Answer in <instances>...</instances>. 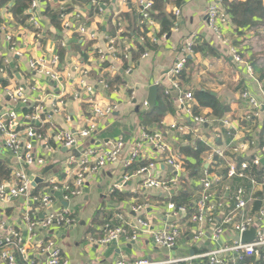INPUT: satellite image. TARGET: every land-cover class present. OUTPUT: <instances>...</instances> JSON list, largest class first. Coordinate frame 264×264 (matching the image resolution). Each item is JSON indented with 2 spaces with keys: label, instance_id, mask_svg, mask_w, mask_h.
I'll use <instances>...</instances> for the list:
<instances>
[{
  "label": "crops",
  "instance_id": "crops-1",
  "mask_svg": "<svg viewBox=\"0 0 264 264\" xmlns=\"http://www.w3.org/2000/svg\"><path fill=\"white\" fill-rule=\"evenodd\" d=\"M139 1L105 0L101 4L92 3L86 10L75 8L73 12L66 14L72 24L70 31L67 32L61 30L63 16L62 21L59 20L60 27L51 20V14L66 8V2L56 4V0H39L36 11L29 9L26 12L28 20L25 23L15 18L14 3L6 4L7 9L6 5H0V108L12 107L6 96V89H24L31 106L19 109V117L25 121L37 108H42L40 132L55 147L56 134L67 130L77 132L87 126L88 121L94 117L91 102L96 101L102 106L116 105V110L110 116L97 122L98 131L89 143L93 148L106 149L115 141L123 140L125 150L120 161L88 175L81 195L70 202L63 201L61 191L52 190L54 199L56 198L53 210L69 209L71 216L76 220L70 227L55 228L51 231L64 257L71 264H110L122 259L132 261L138 258L162 261L169 258L198 256L209 253L219 244L231 246L237 238L235 234L229 232L223 243L217 244L211 235L207 234L204 239L192 246L190 238L194 225L180 214L176 218L167 217V205L170 203L177 206L191 205L198 195L200 181L206 175L213 179L227 174L226 169L232 160L234 149L249 144L252 138L260 143L264 130V78L249 61L251 51L243 47L247 46L246 41L253 33L240 35L232 25L222 27L221 34L227 40L225 45L209 29L207 23L208 7L218 0H184L180 6L177 0H168L165 7L168 14L175 15V11H180V15L175 16L176 25L172 32L168 36L157 37L161 32V26L154 23L150 33L158 40L157 42L151 40L148 33L147 41L153 45L148 49L149 56L145 59L140 57L134 62L130 74H126L123 62H116L118 71L115 72L111 69L113 65L98 62L94 53L95 46L105 48L111 38H116L119 46L132 43V40L125 36L129 31L130 20L125 18V21L123 18H130V15L136 12L140 13ZM92 8L96 9L94 14L90 13ZM47 11H50V16L47 15ZM80 11L83 13L81 14L84 21L88 23L87 26L97 34L96 41L82 37L77 32V23H72L75 14ZM118 22L125 30L120 40ZM9 35L13 37L10 44L7 41ZM191 36H196L198 51L187 57L185 75L188 82L184 83L185 91L182 89L181 91L193 93L194 111H198L196 115H201L208 121L198 132L194 131L192 121L178 107L176 102L178 93L174 90L169 76V70L179 57L184 43ZM89 43H92V46L87 48ZM232 47L239 49L245 61L243 64L236 63L231 57L229 50ZM54 57L58 58L56 65L53 64ZM33 61H40L44 69L58 73L59 82L54 83L49 76L30 69L29 64ZM247 65L253 68V73L249 71ZM82 81L86 87L93 86L94 95L86 93L84 90L86 87L81 86ZM113 82L116 84L111 86L110 83ZM152 86H157L161 104L156 115L146 119L141 115L156 110V107L152 112H149L148 108L144 110V102H147ZM166 90L170 92L169 95L165 94ZM201 92L211 94L218 104L213 102L211 106L201 105L197 99V94ZM244 93H250L263 105L259 118L252 115L253 109L248 98L243 96ZM208 102L211 101H204ZM225 121L228 122V126L223 124ZM175 122L186 123L191 132L181 134L171 130L170 126ZM144 129L149 133H159L174 149L176 155L181 158L182 171L167 165L155 151L154 145L142 138ZM197 142L208 147L207 153L203 155L201 167H196V160L183 150L195 147ZM139 144H142V158L135 161L132 166L125 167L132 151L136 150ZM260 147L264 146L260 143ZM255 150H258V144L255 148L250 147L245 155L250 156ZM66 157L67 152L61 149L52 158L51 164L48 165L52 169L46 174L44 170L40 171L37 168L24 170L32 177L33 182L34 179L44 180L35 186L36 188L40 186L42 191L48 189L51 178L59 182L60 186L72 184V179L66 178L63 174L62 166ZM153 159L158 164L149 176L135 175L140 168L146 166L145 164L142 166V162L148 164ZM0 161L10 169L14 167L12 153L1 141ZM126 177L129 179L126 180ZM148 177H157L165 181L178 180L179 184L169 193L145 190L144 182ZM261 177L262 179L264 177V163ZM116 185H120L121 189L111 193ZM225 188L230 189V193L222 195L228 205L226 213L233 209L236 203L234 195L239 188L245 190L247 207L238 212V219L254 217L264 209V186H253L249 179H223L217 183L215 190L221 194ZM184 195H187V201L177 202L178 199L182 200ZM17 204H12L5 211L0 210V215L7 227L18 228L25 235L26 226L22 219L24 205L21 201L20 214V205ZM137 205H142L146 209L136 213L133 208ZM117 214H125L127 221L133 224L138 219L146 220L150 223L151 229L156 231L167 229L172 223H178L183 229L181 239L177 246L169 251L157 246L148 235L133 241L130 230L110 246L98 247L90 244L89 238H100L103 223ZM260 225H264V219ZM29 256L31 259L40 257V260H44L46 255L36 252L35 247L29 245ZM238 256L240 254L230 255L228 264H245ZM207 262L205 258L203 264Z\"/></svg>",
  "mask_w": 264,
  "mask_h": 264
},
{
  "label": "built area",
  "instance_id": "built-area-1",
  "mask_svg": "<svg viewBox=\"0 0 264 264\" xmlns=\"http://www.w3.org/2000/svg\"><path fill=\"white\" fill-rule=\"evenodd\" d=\"M223 1L218 0L209 5L207 23L209 29L226 45L227 40L221 34V28L231 25V17L223 8ZM7 6H5L6 9ZM139 6L141 15L140 25L149 24L153 26L154 22L150 17L153 2L151 0H140ZM38 7L39 0H33L30 10L36 11ZM81 13L82 11L77 12L73 18V21L77 20L75 22L78 26L77 32L82 37H87L90 41H96L98 39L97 34L87 26L82 16L83 13ZM179 15L180 11H175V16L178 17ZM62 16L64 17L62 27L65 29V32L70 31L72 24L66 15ZM117 25L120 40L125 34V30L120 22ZM150 38L154 42L158 40L152 33H150ZM146 39L147 37H141L140 42L145 43ZM12 40V35L7 36L9 44ZM63 45L65 46V44ZM195 47L196 36H191L184 43L179 57H177L174 65L169 70V76L174 90L178 93L176 99L178 107L192 121L194 131L198 132L208 121L201 115H195L193 93H183L178 83L179 77L187 67V57L195 54ZM133 49V43H128L123 44V49L120 50L117 39L111 38L105 48L97 47L96 45L94 53L100 64L113 65L111 69L115 72L118 71L116 62H127L128 66L124 70L126 74H130L134 65ZM229 52L236 63L243 64L245 62L239 49L236 47L230 48ZM148 56L149 53L146 52L141 57L145 59ZM57 63L58 58L54 57L53 64L56 65ZM6 64H8L7 60ZM29 65L33 71L49 76L54 83L59 82V74L44 69L40 61H33ZM247 66L249 71L253 73V68L249 65ZM101 84L106 86L104 82H101ZM81 86L82 88L86 87L84 81L81 82ZM84 90L88 95H94L93 86H88ZM165 94L169 95L170 92L166 90ZM6 96L12 107H7L6 109L0 108V141L12 153L14 167L11 169L10 179L0 183V210L5 211L12 204L18 203L17 206L20 205L21 214L22 201L24 205L22 219L26 226V234L24 235L18 228L7 227L6 222L0 215V264H71L64 257L56 238L51 235V231L55 228L70 227L74 225L76 220L71 216L69 209H62L61 211L53 210L55 199L52 190L54 192L61 191L63 193V201L70 202L81 195L88 175L94 174L102 168L120 161L121 155L125 150L123 140L115 141L106 149L93 148L89 143L98 131L97 122L110 116L116 110V105L109 104L102 106L96 101L91 102L94 117L88 121L87 126L77 132L67 130L56 134L54 136L56 146L53 147L41 132H36L33 128V125H41L43 109L37 108L36 112L31 116H27L24 121L19 117L18 111L19 109L31 106L25 90L22 88L6 89ZM243 96L249 100L253 109L252 115L259 118L263 105L256 98L252 97L250 93H244ZM147 108L148 103L144 102V110H147ZM223 124L228 126V122L226 121ZM170 128L181 134H189L191 132L190 127L186 123L175 122ZM142 135L145 141L154 145L155 151L164 159L167 165L173 166L177 171H182L181 158L176 155L174 149L163 140V137L159 133H149L144 129ZM256 144H258V150H255L252 155L246 156L245 153L250 147L255 148ZM61 149L67 150V157L62 166L63 174L66 178L72 179V184L60 186L59 182L51 178L49 179L50 186L48 189L36 191V187L33 186L32 177L26 173L24 168H37L43 171L51 164L52 158ZM75 151L79 152L78 155L75 154ZM218 154L222 156V153L219 151ZM141 158L142 144H139L137 149L132 151L128 162L125 163V167L132 166L135 161ZM263 161L264 147H260V143H257V140L252 138L249 144L241 145L234 149V154L227 166V174L225 176L211 179L206 175L200 181L198 195L193 199L191 205L177 206L174 203L167 205V217L176 218L180 214L188 218L189 222L194 225L190 238L192 246L204 239L207 234H210L212 240L217 244L223 243L229 232L237 236L233 245L222 246L219 244L216 249L198 256L169 258L162 261H153L146 258H138L132 261L122 259L110 264H203L205 258L208 261L207 264H228L229 257L233 253L240 254L238 257L241 261L245 259L253 260L246 264H264V225H260V222L264 219V209L254 217L248 216L238 219V212L245 210L247 207V201L244 198V188H239L236 191L234 195L236 203L228 213H226L228 205L222 195L230 193V189L225 188L221 194L215 190L217 183H220L223 179H249L253 186H264V177L263 179L261 177ZM157 164V161L153 159L146 166L140 168L135 175L149 176ZM128 179L129 177H126V180ZM178 184V180L165 181L157 177H148L144 182L143 188L145 190H158L163 193H169ZM120 189L121 186L116 185L111 190V193ZM144 209L146 207L142 205H137L133 208L136 213ZM190 209L194 211L192 212ZM252 228L256 229L255 239L251 243H242V235ZM130 230L133 241H136L143 235H148L151 236L157 246L169 251L177 246L183 231L181 225L178 223H172L169 228L156 231L151 229L150 223L146 220L138 219L133 224L127 221L125 214H117L113 219L102 225L100 228L102 236L100 238L91 237L89 241L92 245L107 247L119 241ZM1 233L3 234L1 235ZM29 245L34 246L36 252L44 253L46 255L44 260H40V257L38 259H31L29 256Z\"/></svg>",
  "mask_w": 264,
  "mask_h": 264
},
{
  "label": "trees",
  "instance_id": "trees-1",
  "mask_svg": "<svg viewBox=\"0 0 264 264\" xmlns=\"http://www.w3.org/2000/svg\"><path fill=\"white\" fill-rule=\"evenodd\" d=\"M33 0H2L0 5H6L8 3H14L13 13L17 20L21 21V23H25L28 20V15L26 12L30 9ZM105 0H56V4H60L66 2V8L61 9L59 12L51 14L52 21L56 24L57 27H60V21H62V15L69 14L73 12L75 8H83L86 10L87 7L92 6L93 2L97 4L103 3ZM153 2V6L151 9V19L154 23H158L161 26V32L157 37L166 35L168 36L174 26L176 25V17L172 13L168 14L165 10L166 5L168 4V0H151ZM177 4L180 6L184 0H177ZM223 8L231 17V25L234 29L240 34L244 35L245 33L252 32V37L246 41L247 47L251 51V58L249 61L251 62L253 68L260 72L264 78V0H245V1H236V0H224ZM7 6V5H6ZM94 8V7H93ZM90 9V13L94 14L96 9ZM50 9V7H49ZM100 9V6L98 7ZM47 15L50 16V11H47ZM130 20L129 31L126 33V37L131 39L134 49L132 51L133 61L136 62L140 59V57L148 52V49L152 48L153 45L146 39L145 43L140 42L141 37H147L148 33L151 32V26L149 24L140 25L141 15L140 13H133L130 15V18L124 17L123 19ZM61 19V20H60ZM60 20V21H59ZM77 20L73 21L75 23ZM88 24L87 22H85ZM61 30L65 32V29L61 26ZM128 30V29H127ZM253 40V43L251 41ZM92 43H89L87 48L91 47ZM197 46V45H196ZM242 46V44H241ZM120 50L123 49V45L119 46ZM198 51V47H195V52ZM123 66L127 67L128 63L123 61ZM186 80L185 70L182 72L179 77L178 83L180 89L185 91L186 85H184ZM188 82V81H187ZM111 86L116 84V82L110 83ZM189 83H187L188 85ZM184 88V89H183ZM197 99L201 102V105L208 104L209 106L213 105V102L218 104V101L211 94L201 92L197 94ZM159 100V96H158ZM205 100H210L211 102L204 103ZM161 101L156 105V110L152 113L142 114V117L146 119H150L156 115L158 110L160 109ZM217 106H214L216 108ZM197 110L194 111L195 115ZM33 128L36 132H40L41 126L33 125ZM260 143L264 146V130L261 133ZM184 151H187L188 154H191L192 157L196 160V167H201L203 164V155H205L208 151V147L206 145L197 142L195 147L192 148H184ZM193 151V152H192ZM140 162V161H139ZM147 165V163L142 162ZM11 177V169L2 161H0V183L7 181ZM40 190V186L36 188V191ZM187 195H184L181 199H178L177 202H186ZM114 217V216H113ZM110 217L107 221L113 219ZM103 223V224H104ZM245 264L252 262L253 260L245 259Z\"/></svg>",
  "mask_w": 264,
  "mask_h": 264
},
{
  "label": "water",
  "instance_id": "water-1",
  "mask_svg": "<svg viewBox=\"0 0 264 264\" xmlns=\"http://www.w3.org/2000/svg\"><path fill=\"white\" fill-rule=\"evenodd\" d=\"M157 100H158V88L157 86H152L149 90V96L147 99L149 112H152L155 109ZM63 150L67 152L66 149H63ZM78 153H79L78 151H75L76 155H78ZM51 169L52 167H49V166L46 167L44 169L45 174L48 173ZM48 177L50 178L51 176H48ZM43 182L44 180L34 179L33 186H37L38 184H41ZM255 236H256V229L252 228L242 235V243H251L255 239Z\"/></svg>",
  "mask_w": 264,
  "mask_h": 264
},
{
  "label": "rangeland",
  "instance_id": "rangeland-1",
  "mask_svg": "<svg viewBox=\"0 0 264 264\" xmlns=\"http://www.w3.org/2000/svg\"><path fill=\"white\" fill-rule=\"evenodd\" d=\"M56 199V198H55Z\"/></svg>",
  "mask_w": 264,
  "mask_h": 264
}]
</instances>
